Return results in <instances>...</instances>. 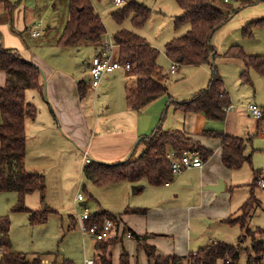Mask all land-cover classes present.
Wrapping results in <instances>:
<instances>
[{
    "label": "trees",
    "instance_id": "obj_1",
    "mask_svg": "<svg viewBox=\"0 0 264 264\" xmlns=\"http://www.w3.org/2000/svg\"><path fill=\"white\" fill-rule=\"evenodd\" d=\"M182 13L175 17L174 28L178 29L189 23L188 30L177 37H173L164 45L166 56L177 65H201L210 63L216 57L215 47L211 38L216 30L223 26L232 16L231 11L215 0H175ZM227 1V0H224ZM6 2V1H5ZM18 2L11 4L14 6ZM242 4H250L243 1ZM151 9L143 3L128 0L123 6L111 12L112 18L121 24L130 18L134 27H141L149 17ZM264 18L247 22L242 27L245 36L252 34L253 27L263 24ZM106 28L100 15L94 9L91 0H70L68 18L61 35L56 43L65 47H78L83 45H101ZM112 39L119 45L118 59L120 62L129 61L131 70L135 75V82L125 87L127 106L133 110L141 111L149 103L168 93L166 76L158 64L160 51L146 42L145 38L128 29L116 31ZM226 58H240L245 64L241 78L249 82V69L264 75V55L248 54L240 45L230 46L223 54ZM212 65L213 73L208 85L196 93L190 100L176 102V106L188 112H202L210 120L222 121L226 117V107L230 99L224 90L223 82ZM0 70L6 74V82L0 86V192H16L18 203L12 210L23 211L29 214L30 220H45L48 209L46 205V179L38 171H28L24 167L26 150V118H34L37 107L26 99L28 89L41 90L42 71L38 65L25 59L17 50L4 48L1 44L0 34ZM78 87L81 88V82ZM264 124V107L259 118ZM204 135L221 137L223 139L222 162L229 169H239L245 163L251 162V156L244 153L245 142L240 136L226 134L223 131L205 129ZM143 144L142 152L134 157L132 153L127 159L105 163L92 160L83 166V175L86 181L93 185L104 187L122 181L138 182L141 179L151 185H162L174 178L171 162L167 157L169 150L174 151L177 157L184 151H196L203 160H207L212 151L205 148L199 141L192 139L186 132L179 129L164 131L157 128L152 134L144 136L138 142ZM258 174L259 169H254ZM257 185L256 179L251 184V192L245 202L239 207L237 213L232 214L222 221L229 225H238L244 234L236 244L223 242H210L200 247L195 252L185 256L156 255V246L145 242L147 235L132 233L137 247L144 250L149 260L154 264H220L226 259L235 260L241 252V238L249 234V219L252 211L259 205L253 188ZM33 191L39 194V202L43 206L37 210L28 209L24 205L25 196ZM139 193L141 190H134ZM146 209L127 207L123 213L145 214ZM107 210H99L90 214L87 226L96 223L101 229L106 221L111 220L116 225L119 218ZM10 221L7 215L0 216V264H42L44 256L51 253L26 254L10 248L9 240ZM262 237L255 239L251 236L252 256L247 261L252 264H261V255L264 253V229L257 228ZM155 234L150 233V236ZM118 236L95 242L96 264H113L111 252L108 251ZM144 239V240H141ZM56 257V256H55ZM119 264H130L127 252L119 255ZM52 264H56L53 262ZM59 264H75L63 259Z\"/></svg>",
    "mask_w": 264,
    "mask_h": 264
},
{
    "label": "crops",
    "instance_id": "obj_2",
    "mask_svg": "<svg viewBox=\"0 0 264 264\" xmlns=\"http://www.w3.org/2000/svg\"><path fill=\"white\" fill-rule=\"evenodd\" d=\"M26 1L27 0H0L1 44L4 48L17 50L25 59L39 66V68L42 71V76H41L42 89L26 90L25 92L26 99H27V95H29L32 98V100L35 98V95H40L41 97L43 96L42 97L43 100L48 99L47 100L49 101L48 104L43 103L42 106H46L47 108H49L52 115L51 117H47L46 115L45 119L37 120L35 116L34 118H26L25 120V132H26V150H25V158H24L25 169L28 171H36V169H39L38 172L42 173L43 171H45L46 168L52 166L51 163H48L51 161L54 163V165H56L55 169H59L62 166V159L66 154L68 153L71 154L72 152L78 153L82 151L81 161H83V164L81 162V168L83 171V166L86 164V162H84V157H83L85 151L87 152V155L91 159V161L92 160L100 161V162L105 161V163L108 162L113 163L116 161L118 162L127 159L132 153H134V157L135 156L137 157L143 150V144L138 145L140 139L144 136H148L152 134L158 127L164 131H171L173 129L183 130L184 132H186L188 136L192 137V139L199 141L202 146L212 151L211 156L207 160H203V165L201 167H190L178 173H175L172 181L162 185H157V186L151 185L146 181V179H141L138 182L122 181L119 183L110 184V186H114V188H116L121 184H125V187L124 185H122V189L124 190L125 193L130 195L132 204L136 205L134 207L138 209H146L145 214L130 213V214L122 215L120 227L124 226V228L130 231L131 234L133 232L137 234H144V233L155 234V236L150 239L155 246L157 240L171 241L173 245V249L171 251L173 252H167L171 254H162V255L185 256V254L183 255L182 253L178 252V249L180 250L182 247L176 245L177 241L181 239L179 232L175 230L176 229L175 224L173 223L174 219H180L184 215H189L190 213V215L192 216L191 219L192 225L186 227V237L189 242H191L192 240L191 238H193L195 241H198L200 239V235L197 237L198 235L197 232L199 231V229H202L201 230L202 233L204 232L203 225L206 224L207 220L205 215H203V216H197L199 218V221L194 222L193 215L190 210L194 209L196 210V214H200L201 212L198 209L202 207V204L213 206V203L217 200L218 195L222 191L220 193H216L214 190L207 189L206 186L218 183V180L220 179L219 177L222 176L224 177V190H226L228 187L231 186L230 177L225 176L226 174H229L227 172L228 171L232 172L233 170H239L243 166L240 167L239 169L227 168L222 162L223 139L221 137L207 136L203 134V131L205 129H213L211 120L208 119L202 112H188V111L186 112L183 109L178 108L176 106V102L190 100L196 93H198L201 89L205 88L208 85V82L213 73L212 65H215L214 66L215 71L219 75L215 63L216 58H219L228 64L227 65L228 68L226 67L227 68L226 71L232 72L231 79L235 77L233 76V72H235L237 68L241 78V73L245 70V64L243 60L235 57L226 58L222 56V54L230 46L235 44H231L226 48L225 51L219 52L217 47L218 44L216 45V42L215 41L213 42L211 38L212 45L215 47V52L217 55L216 57L210 59V63L201 64V65L178 64L176 67V71L171 72V68H170L168 74L163 70L166 76V85H167L168 93L152 101L141 111H136L129 108L127 106L125 96H124L125 99L123 96L120 95V97L117 96L105 100L101 104L102 112L98 110V112L96 113V115L98 116L93 117L94 118L93 127H90L88 121L90 118L91 109L88 107V105L85 103V100L82 97L85 91V87L87 86V84H89L88 73H87L88 60L93 54L103 52L110 43L114 44L113 47L114 56L119 54V45L114 43L112 36L116 31L125 28H120L115 30V32L112 35H108V37L106 36L107 34H105L101 43V45L104 44V47L98 45L97 46L83 45L78 47L63 46L62 48H67V50L69 51H67L68 54H63L61 56L58 52L53 53L54 50L50 51L51 50L50 46L58 45L56 43L57 39L54 38L52 40L51 38L53 37H49L48 34L49 31L45 32L41 22L34 19L35 18L34 10L26 6ZM243 1H248V0L241 1V5L237 8V10L234 11L230 19L238 11L250 5V4H242ZM16 2L18 3L12 6L13 7L12 12L8 11L6 9L7 6L5 7L4 5L5 3L14 4ZM126 2H124L120 6H123ZM252 20H256V19H251L247 22H250ZM245 24H243V26ZM221 27L219 28L220 30ZM187 30L188 28L186 29V31ZM34 32H38L37 35H34L33 34ZM216 32L217 30L214 32V34ZM26 35H28L30 38L33 39L38 38L41 35H44L45 39L42 40L38 45H29L25 38ZM146 42L148 41L146 40ZM148 43L151 46L157 48L154 44L150 42ZM42 47H44L43 53H41ZM83 47H90L91 49L93 48V51L88 56V58L86 57V60H84L82 64L80 62L78 64L76 62V58L73 57V55L74 52L80 51V49ZM163 50H164V46H163ZM248 54H260V53H248ZM54 59L55 62H52ZM168 60L173 63V61L170 60L169 58ZM65 63H69L68 67ZM118 70H122L127 76L131 75L132 77V78L131 77L128 78L129 81H125L123 85L124 91L127 85H131L135 82L136 77L133 74L132 70L126 71L125 69L120 68L115 70L111 74L104 75L101 84L98 86V88L100 86L107 87L110 83V77H112L113 76L112 74L117 72ZM222 77L225 80L223 84L224 90L227 92L231 102L229 91L225 87L228 84V80L230 79V76L226 72L225 74L222 75ZM222 77L220 76L221 79ZM235 80H237V78ZM5 82H6V74L3 70H0V86H3ZM79 82H81V88L78 87ZM33 91L34 93H32ZM43 94H45V96ZM30 102L34 103V101H30ZM251 103L257 105L261 109L263 108L259 103L249 102V104ZM230 105H232V107L226 111V117L224 119V123H225L224 128L227 131L224 130L223 132L226 134H231L236 136L240 134L241 135V136L239 135L240 137L245 136V138L242 137L245 142L244 153L246 155H250L252 158L253 151H248L250 150L248 149V143H250L251 141L249 137L251 136L250 134L251 130L249 131L251 127L249 125L253 123V127H255V130L257 131L258 128L259 129L261 128L262 124H260L259 118H256L253 114H251L247 110L248 104L246 106H237L231 102ZM86 107L88 110L86 109ZM100 114L104 116H100ZM28 119H30V121H28ZM1 121L2 118L0 114V122ZM241 122H244L245 124L241 125ZM230 124H234L238 127L239 130L236 132L237 134H234L233 130L230 129L229 127ZM50 130H52V133H50ZM48 131L50 134H48ZM262 136L264 141V131H262ZM41 137L43 140L50 141L52 143H56L57 140L59 144H61L62 140H64L65 144L71 145V148L67 151H65L64 148L60 151H56V155L53 157V159L50 158L49 160H47L48 156L46 155L45 152L39 153L37 149H35V146L39 144V140L41 139ZM30 149L37 151L38 156L33 157ZM248 164L250 165L251 162ZM223 169H225L226 171H224ZM255 179H256V174L253 169L252 183L255 181ZM108 186L109 185L104 187L107 188ZM249 186H251V184H249ZM136 188H139L141 191L139 193H136L134 191ZM46 189H47V180H46ZM38 198H39V194L37 191H33L27 194L25 196V199H27L26 200L27 206L26 205L25 206L31 210L39 209L40 205L38 206V201H37ZM94 200L97 199L94 198ZM75 201H80V200H76L75 197ZM47 207L48 209H50V212H48V214L52 212H56V210L51 205L48 204ZM99 210H106V209H98V211ZM231 211L232 208L230 206H226L224 208L223 216L226 218L236 213V211L234 212ZM76 214H70L74 220L76 219L75 218ZM170 214L172 215V218H170ZM137 215H143L144 223L147 225L148 224L151 225L153 222V218L157 217L155 220L156 225L154 226L153 229L150 228V232H149L147 231V225L143 223V228L141 227L139 232L136 231L131 225L132 222H134L133 218ZM166 219H169V225L171 227L168 229L160 228L157 230L160 222L165 221ZM217 222L212 223L211 228L218 226ZM120 227L117 226L118 229H120ZM117 236L120 237V231ZM162 236L168 238H160ZM239 237L240 235H238V239L235 243H228V244L238 243V241L240 240ZM211 239L212 238L210 237L209 241ZM210 242L226 243L224 241L214 240V238ZM206 244L208 243L206 242ZM203 246L204 245H202L201 247ZM10 248L16 251L12 245L10 246ZM93 248L96 256L95 241H93ZM156 251L160 254V252L157 250V246H156ZM242 251L246 253L247 257L252 256L253 254V250H251V248L246 249V247H243L241 249V252ZM240 255L235 260V264H241L239 262ZM263 255L264 253L260 256L262 261H263ZM54 258L55 260L57 259L56 257ZM44 260L48 261V259L45 258ZM92 260L96 261V258ZM46 261H42V264H44V262ZM85 261L86 259L84 260V264H87ZM246 262L247 264H252L249 263L247 259Z\"/></svg>",
    "mask_w": 264,
    "mask_h": 264
},
{
    "label": "rangeland",
    "instance_id": "obj_3",
    "mask_svg": "<svg viewBox=\"0 0 264 264\" xmlns=\"http://www.w3.org/2000/svg\"><path fill=\"white\" fill-rule=\"evenodd\" d=\"M126 1L127 0H124V2ZM135 1L143 3L151 9L149 17L141 27H134L130 18L126 19L119 25L111 17L110 12L121 6L116 5L113 0H91L94 9L98 12L104 23L107 37L120 28L132 30L145 37L148 42L154 44L157 49L160 50L157 59L158 64L168 74L172 62L168 60L163 50V46L166 41H169V39L182 35L186 29L189 28V23L184 24L178 29L174 28L173 23L175 17L182 13V9L175 0ZM241 1L242 0H215V2L226 6L231 11L237 10L241 5ZM69 2L70 0H27L26 6L34 10V19L41 22L44 31H49V37H53L51 38L53 40L54 38H59L63 27L65 26L66 19L68 18ZM247 2H250L249 6H246L233 15V17L221 27V30H217L213 35L212 41H215L216 45L218 44L217 47L219 52L225 51L231 44H239L248 53L264 54V23L253 27L251 36H245L242 33V26L247 21L264 17V0H248ZM9 4L10 3H5L4 5L5 7L7 6L6 9L8 11L12 12L13 7ZM25 38L29 45H38L45 39V36L41 35L40 37L33 39L26 35ZM50 47V51L54 50L55 52L53 51V53L58 52L61 56L63 54H68L67 51H69L67 48H62L63 46L61 45H52ZM92 51L93 48L83 47L80 51L74 52L73 57L76 58L78 64L79 62L82 64ZM43 52L44 47L41 48V53ZM52 62H55V59ZM215 63L221 77L226 72L230 76V79H227L228 84L225 87L229 91L232 103L237 106H246L247 104L249 105V102H256L264 107L263 75L250 68L248 72L250 81L245 82L240 78L237 68L236 71L233 72V76L235 77L231 79L232 72L226 71L228 64L219 58L215 59ZM65 64L68 67L69 63ZM112 75L113 76L110 77V83L107 87L100 86L98 89H94L90 84H87L85 87L82 97L91 109L88 121L90 127H93V117L98 116L96 115L98 110L102 112L101 104L105 100L112 97H120V95L123 97L125 96L123 85L125 81H129L128 78H130L131 75L127 76L122 70H118ZM236 78L237 80H235ZM222 79L224 84L225 80L223 77ZM32 93H34V91ZM43 95L45 96V94ZM42 97L40 95H35V98L32 100V98L27 95V99L34 101V103H32L37 107V120L45 119L46 115L47 117H51L52 115L49 108L42 106L43 103L48 104L49 102L47 101L48 99L43 100ZM100 116L104 115L100 114ZM28 121H30V119H28ZM211 124L214 130H226L224 128V120H211ZM244 124V122H241V125ZM249 126L251 127L249 129V131L251 130V136H249L251 141L248 143V149H250L248 151H253L251 164L249 165L246 163L239 170L227 172L229 174H226L225 176L230 177L231 186L218 195L213 206L202 204V207L198 209L201 212L200 214H196V210L194 209L190 210L194 222L199 221L197 216L205 215L206 217V224L203 225L204 232L202 233V229H199L197 232V237L200 235V239L195 241L191 238L192 240L189 242L186 237V227L192 225V216L190 213L189 215H184L180 219H174L173 223L175 224V230L179 232L181 239L176 243V245L182 247L180 250L178 249L179 253L187 255L189 252H195L199 247L205 245L206 242L209 243L212 241L213 238L214 240H220L226 243H235L238 239V235L244 234V230L242 231L238 225H229L222 220L225 218L223 212L226 206L232 208L231 212L236 211L237 213L238 208L249 197L252 188L249 184H252L253 181V169H259L258 176H263L264 174V141L262 136L264 124H262L261 128H258L257 131L255 130V127H253V123ZM229 127L233 130L234 134H237L236 132L239 129L236 125L230 124ZM50 133H52V130H50ZM50 133L48 131V134ZM242 137L245 138V136ZM63 148L67 151L71 148V145L65 144L64 140H62L61 144H59L57 140L56 143H52L43 140L42 137L39 140V144L35 146V149H37L39 153H46L48 156L47 160L50 158L53 159L56 155V151H60ZM30 151L33 157L38 156L37 151L33 149H30ZM81 154L82 151L66 154L62 159V166L59 169H55L56 165H54L52 161L48 162L51 163L52 166L46 168L45 171L42 172L47 180L46 205L49 204L56 210V212L49 213L45 220H30L26 212L12 210L18 203L17 193L12 191L0 192V216L7 215L9 218V240L16 251L24 252L26 254L39 253L45 255L46 253H51L49 256H44L45 259H48V261L44 259L42 260L46 261L44 264H52L53 262L59 264L58 262H61L63 259L70 260L75 264H84L85 259L96 258L93 248V239L89 234L82 232L76 216V219L74 220L70 214L81 213L85 208L88 209L90 214L98 211V209H106L114 215H117L116 217L119 218L117 226L120 227L122 220L121 216L124 215L123 211L127 207L136 208L134 207L136 205L131 202L130 195L125 193L122 189V185L125 187V184H121L116 188L110 185V187L108 186L105 188L93 185L91 182L86 181L81 168V162L83 164V161H81ZM223 170L226 171L225 169ZM36 171H39V169H36ZM219 178L224 181V177L220 176ZM79 192L84 196V199L75 201V197ZM253 192L260 203L252 211L248 227L250 231L249 234L255 239H259L262 236L257 228L264 229V189L255 186ZM94 198L97 200H94ZM26 200L27 199H24V205H26ZM37 201L38 206L40 205V208L43 207L39 202V198ZM156 218L157 217L153 218L151 225H147L144 223V216L137 215L133 218L134 222H132L131 226L139 232L140 228H143L144 223L147 225V231L150 232V228L153 229L156 225ZM170 218H172L171 214ZM214 222H217L218 226L211 228V224ZM170 227L169 219H166L165 221L160 222L157 230L160 228L168 229ZM125 230L127 229H125L124 226L120 227V229L117 228V235L120 231V238L116 239L108 248V251L112 254V263L119 264V255L121 252L125 251L129 256L130 264H154V260H149L146 257L142 247H137L133 235L132 237H129V231ZM139 235H147L148 237L145 239V242L152 243L150 239L154 237L153 235L150 236L149 233ZM251 236L241 238V248H251ZM210 237L212 239L209 241ZM160 238L168 237L162 236ZM155 244L157 250L160 252L159 254L155 249L156 255L171 254L167 252H173L171 251L173 249L171 241L157 240ZM55 256L57 258L56 260L54 258ZM246 259L247 255L242 251L239 262L241 264H247Z\"/></svg>",
    "mask_w": 264,
    "mask_h": 264
},
{
    "label": "built area",
    "instance_id": "obj_4",
    "mask_svg": "<svg viewBox=\"0 0 264 264\" xmlns=\"http://www.w3.org/2000/svg\"><path fill=\"white\" fill-rule=\"evenodd\" d=\"M116 5H121L124 3V0H113ZM38 32H34V35H37ZM113 47L114 44L110 43L106 47L103 52L93 54L88 60V82L91 87L97 89L98 86L101 84L102 78L106 74H111L117 69L123 68L126 71L131 70V64L129 61L120 62L118 59V54L114 56L113 54ZM177 67V63L173 62L171 65V72H175ZM232 105L227 106L225 109L226 111L230 109ZM247 110L253 114L256 118H260L262 115V109L255 104H249L247 106ZM84 162H90L91 159L88 157L87 152L85 151L83 154ZM167 157L171 162V167L174 173H178L186 168L190 167H201L203 165V159L201 158L200 154L196 151H184L181 156L177 157L174 151L169 150L167 153ZM256 183L259 187L264 189V174L263 176L258 174L256 175ZM83 195L78 193L76 196V200H82ZM90 213L86 208L83 212L77 213L76 218L79 222L80 228L83 233L89 234L93 241L97 242L100 240L107 239L111 236L116 235L117 233V225L108 220L105 222L103 227L99 229L96 223L92 224L90 227L87 226L86 221L89 219ZM128 236L132 237L131 232H128ZM1 251V249H0ZM87 264H94L92 259H86L85 261ZM184 264H193L190 262H185ZM220 264H233L231 259H226ZM261 264H264V255L263 261Z\"/></svg>",
    "mask_w": 264,
    "mask_h": 264
},
{
    "label": "water",
    "instance_id": "obj_5",
    "mask_svg": "<svg viewBox=\"0 0 264 264\" xmlns=\"http://www.w3.org/2000/svg\"><path fill=\"white\" fill-rule=\"evenodd\" d=\"M206 188L214 190L216 193H220L221 191L224 190V181L222 179H219L218 183L212 184V185H207Z\"/></svg>",
    "mask_w": 264,
    "mask_h": 264
}]
</instances>
